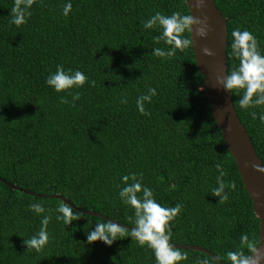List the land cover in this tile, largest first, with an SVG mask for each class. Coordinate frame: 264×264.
<instances>
[{
	"label": "trees",
	"instance_id": "1",
	"mask_svg": "<svg viewBox=\"0 0 264 264\" xmlns=\"http://www.w3.org/2000/svg\"><path fill=\"white\" fill-rule=\"evenodd\" d=\"M227 18L234 108L264 165V0ZM184 0H0V264H240L259 218L215 124ZM26 191H31L30 194Z\"/></svg>",
	"mask_w": 264,
	"mask_h": 264
},
{
	"label": "water",
	"instance_id": "2",
	"mask_svg": "<svg viewBox=\"0 0 264 264\" xmlns=\"http://www.w3.org/2000/svg\"><path fill=\"white\" fill-rule=\"evenodd\" d=\"M190 13L189 34L191 49L198 71L203 77V90L211 108L215 124L220 129L224 143L229 150L240 178L250 196L252 207L259 218V243L254 251L240 264H264V165L252 145L250 136L234 108L228 86L227 75V18L217 8L215 0H184ZM0 180L10 189L21 190L18 185ZM24 192L34 194L31 191ZM42 197L59 198L75 210L105 218L113 224L134 231L161 248L199 250L212 257L217 264H223L207 248L193 244L168 243L146 235L138 229L117 222L107 215L93 210L76 207L66 197L53 194H39Z\"/></svg>",
	"mask_w": 264,
	"mask_h": 264
}]
</instances>
